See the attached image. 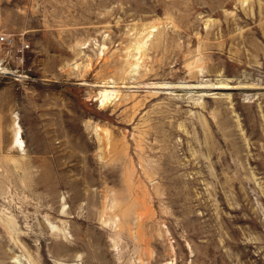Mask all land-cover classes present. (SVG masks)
I'll list each match as a JSON object with an SVG mask.
<instances>
[{
  "label": "rangeland",
  "instance_id": "obj_1",
  "mask_svg": "<svg viewBox=\"0 0 264 264\" xmlns=\"http://www.w3.org/2000/svg\"><path fill=\"white\" fill-rule=\"evenodd\" d=\"M0 35V264H264V0H0Z\"/></svg>",
  "mask_w": 264,
  "mask_h": 264
},
{
  "label": "bare ground",
  "instance_id": "obj_2",
  "mask_svg": "<svg viewBox=\"0 0 264 264\" xmlns=\"http://www.w3.org/2000/svg\"><path fill=\"white\" fill-rule=\"evenodd\" d=\"M139 48V46H138ZM126 83V82H125ZM125 83L122 81L121 83L109 80L104 82L102 85L99 86L100 91H99V98L97 100H99V104L100 106H105L108 102H110L111 100H113L115 97H117L118 93L120 92V89L125 87ZM150 86V85H149ZM156 88H162V89H174L175 85H159V86H155L152 85ZM196 88H205V89H217V88H221V86H216L214 87L213 85H207V86H195ZM191 89H194V87L192 86ZM104 130L100 129L98 127L95 128V133L97 135V138H99V140L101 139V142L103 143L104 138Z\"/></svg>",
  "mask_w": 264,
  "mask_h": 264
},
{
  "label": "built area",
  "instance_id": "obj_3",
  "mask_svg": "<svg viewBox=\"0 0 264 264\" xmlns=\"http://www.w3.org/2000/svg\"><path fill=\"white\" fill-rule=\"evenodd\" d=\"M0 41L10 42L11 38H8L6 35H0Z\"/></svg>",
  "mask_w": 264,
  "mask_h": 264
}]
</instances>
